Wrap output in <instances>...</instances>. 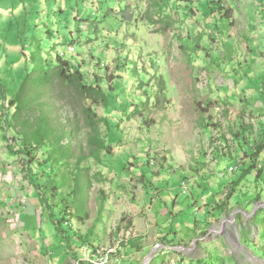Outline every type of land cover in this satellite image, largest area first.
Segmentation results:
<instances>
[{"label": "rangeland", "instance_id": "374dc122", "mask_svg": "<svg viewBox=\"0 0 264 264\" xmlns=\"http://www.w3.org/2000/svg\"><path fill=\"white\" fill-rule=\"evenodd\" d=\"M22 50L70 60L110 97L95 107L112 146L99 163L85 131L62 142L68 180L47 198L83 169L87 212L65 215L62 234L34 184L53 169L26 170L7 148L2 92L34 65ZM42 101L64 125L65 105ZM109 249L110 264H264V0H0V264H84Z\"/></svg>", "mask_w": 264, "mask_h": 264}, {"label": "trees", "instance_id": "16d2710c", "mask_svg": "<svg viewBox=\"0 0 264 264\" xmlns=\"http://www.w3.org/2000/svg\"><path fill=\"white\" fill-rule=\"evenodd\" d=\"M21 53L25 60H30L34 65L30 70H17V74L22 75L17 88L9 97L2 92L3 106L6 109L1 115L2 122L4 130L9 131L12 136L7 148L11 154L25 160L26 170H30L32 164L53 169L54 176L49 174L44 182L36 181L34 184L41 213L48 215L57 233L62 234L63 220L68 213L73 212L74 218L79 220L87 218L84 200L80 199L86 187L79 180L83 169L77 168L78 171L73 172V189L60 202L53 205L51 199L47 198V195L53 198L56 190L65 188L68 180L64 172H59L60 168L66 167V161L61 158L69 160L71 156L70 150L64 148L62 142L65 139L72 140L85 131L87 156L99 163L101 154L110 152L112 146L106 145L100 131V123L108 124L107 119L100 118L95 107L107 109L110 97L104 90L102 81L86 82L81 69L70 60L58 56L56 61H51L48 58H36L34 53L27 57L24 50ZM50 97L56 103L65 105L63 107L67 109L69 116L64 125L53 115L58 111L42 101V98ZM46 147L51 149L50 157L40 160L38 153ZM258 148L260 150L262 145ZM55 169L58 170L57 173ZM37 178L41 179L38 175ZM54 208L59 209V218L54 219ZM62 237L66 241L64 235ZM77 240L80 241L81 237ZM185 264H224V261L221 257L210 255L194 262L186 261Z\"/></svg>", "mask_w": 264, "mask_h": 264}, {"label": "built area", "instance_id": "2783aa9c", "mask_svg": "<svg viewBox=\"0 0 264 264\" xmlns=\"http://www.w3.org/2000/svg\"><path fill=\"white\" fill-rule=\"evenodd\" d=\"M156 248H158V245L156 246ZM112 253H114V250L112 249L106 251L96 250L91 255L84 258L82 262L84 264H110ZM79 263L80 261H78L76 264Z\"/></svg>", "mask_w": 264, "mask_h": 264}, {"label": "crops", "instance_id": "0c3cea01", "mask_svg": "<svg viewBox=\"0 0 264 264\" xmlns=\"http://www.w3.org/2000/svg\"><path fill=\"white\" fill-rule=\"evenodd\" d=\"M255 14H256V13H255ZM133 224L135 225V222H134ZM65 251L68 253V250H67V249H66ZM91 254H92V253H91ZM91 254H90V255H91ZM51 257H52V255H51ZM51 257H50V258H51ZM67 260H68V261H66L65 264H71V261H69V257H67ZM47 264H49V261H48V260H47ZM52 264H54V263H52Z\"/></svg>", "mask_w": 264, "mask_h": 264}]
</instances>
